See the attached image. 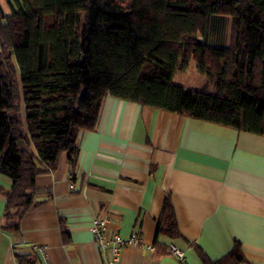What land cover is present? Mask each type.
<instances>
[{
	"label": "trees",
	"instance_id": "trees-1",
	"mask_svg": "<svg viewBox=\"0 0 264 264\" xmlns=\"http://www.w3.org/2000/svg\"><path fill=\"white\" fill-rule=\"evenodd\" d=\"M213 17L229 18L227 45L208 41ZM190 60L215 92L173 82ZM108 95L264 135V0L0 3V173L13 180L4 229L51 194L36 178L64 151L74 164L78 132L97 127ZM157 233L180 235L170 194ZM196 249L203 264L246 260L239 241L217 260Z\"/></svg>",
	"mask_w": 264,
	"mask_h": 264
},
{
	"label": "crops",
	"instance_id": "crops-1",
	"mask_svg": "<svg viewBox=\"0 0 264 264\" xmlns=\"http://www.w3.org/2000/svg\"><path fill=\"white\" fill-rule=\"evenodd\" d=\"M10 1L0 0L7 12ZM227 26L229 18H211L208 41L227 45ZM77 146L74 164L64 151L55 170L36 178L51 194L16 230L4 229L13 180L0 173V264H19L17 254L36 264H104L109 251L89 229L96 216L107 218L108 239L138 235L122 244L124 264H203L197 246L217 260L236 241L246 256L239 264H264V135L108 95L97 127L80 130ZM167 194L176 237L157 233Z\"/></svg>",
	"mask_w": 264,
	"mask_h": 264
},
{
	"label": "built area",
	"instance_id": "built-area-1",
	"mask_svg": "<svg viewBox=\"0 0 264 264\" xmlns=\"http://www.w3.org/2000/svg\"><path fill=\"white\" fill-rule=\"evenodd\" d=\"M107 221V218L96 216L92 219L89 229L92 232L98 246L103 250L109 251V257L104 264H124L120 257L122 244L125 241L136 244L140 241V239L136 233H132L127 240H125L124 237L119 233H115L112 238L108 239L105 235ZM39 250H41L43 254H46L44 247H40ZM169 251L180 261L185 262L184 252L177 248L175 245H171ZM48 264L52 263L49 262Z\"/></svg>",
	"mask_w": 264,
	"mask_h": 264
},
{
	"label": "rangeland",
	"instance_id": "rangeland-1",
	"mask_svg": "<svg viewBox=\"0 0 264 264\" xmlns=\"http://www.w3.org/2000/svg\"><path fill=\"white\" fill-rule=\"evenodd\" d=\"M228 31L230 32V27ZM173 82L193 89L207 88L210 92H215V87L211 84L209 78L200 73L197 69V64L194 60H190V63L185 71L176 72L173 77Z\"/></svg>",
	"mask_w": 264,
	"mask_h": 264
}]
</instances>
